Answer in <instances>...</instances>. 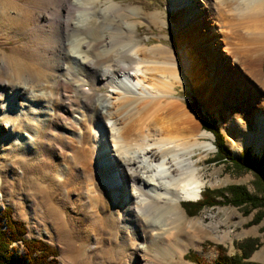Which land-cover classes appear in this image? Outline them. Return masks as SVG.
<instances>
[{"label": "bare ground", "instance_id": "1", "mask_svg": "<svg viewBox=\"0 0 264 264\" xmlns=\"http://www.w3.org/2000/svg\"><path fill=\"white\" fill-rule=\"evenodd\" d=\"M186 1L190 0L170 3L177 52L162 45L140 47L137 26L146 20L150 25L162 24L160 14H145L139 20L142 12L126 9L116 0L0 1V30L9 28L7 34L35 44L40 56L30 73H23L20 63L5 76L6 82L0 83V145L8 147L10 157L22 164L25 173L28 167L36 169L46 163V157L57 156V164L48 168L51 174L43 177L55 184L51 191L63 188L67 193L75 183L84 185L81 201L91 215L88 237L121 238L119 245L129 256L118 250L116 260L126 258V264H164L168 257L180 258L197 237L196 222H187L175 205L200 199L205 183L191 161L195 152L201 155L211 150L213 138L200 129L187 101L175 97L176 88L207 93L208 68L215 63L213 43L226 44L239 62L241 56L253 64L264 55V0H212L214 5L209 8L202 0ZM205 6L207 18L215 19L226 32L217 34L204 27L207 19L197 11ZM0 58L6 66V55L0 52ZM78 67L82 69L78 71ZM220 74L213 71L210 83ZM102 88H111L113 96L99 94ZM6 96L11 98L5 102ZM255 104L247 111V125L241 113L244 116L239 115V122L228 119L220 126L235 155L242 146L261 153L264 110L263 103ZM96 120L114 126L106 131L110 155L104 156L103 163L109 166L98 172L109 188L110 207L117 206L115 199H126L118 214L105 204L95 182V165L106 147L102 142L93 145ZM28 157L34 161L29 163ZM35 185L40 186L38 182ZM47 191L41 189L51 200L53 192L48 196ZM45 207L55 226H63L65 214L60 207L52 203ZM185 223L188 225L183 228ZM131 236L137 245L127 241ZM110 249L102 255H109ZM66 258L76 260L77 255L70 252Z\"/></svg>", "mask_w": 264, "mask_h": 264}, {"label": "rangeland", "instance_id": "2", "mask_svg": "<svg viewBox=\"0 0 264 264\" xmlns=\"http://www.w3.org/2000/svg\"><path fill=\"white\" fill-rule=\"evenodd\" d=\"M0 1L7 3L9 0ZM171 1L172 0H116V2H119L121 6L126 9L134 8L142 12L138 16L139 20H142L145 14H160L162 24L154 26L150 25L149 21L146 20L141 21V24L137 26L135 36L136 39L139 40L140 47L146 46L149 48L162 45L163 47L177 52L176 36L174 34V18L171 14L173 8L170 7ZM199 1L200 0H198V2ZM201 2L207 3L206 6L208 8L214 5L212 0H202ZM191 3V0L187 2V4ZM203 3H200V5H203ZM206 6V9L197 11L199 15H204L202 16L204 20L207 19L205 24L208 23V27L207 25L204 27L217 32V34L219 31L226 32V28L224 26L220 27L215 19L207 18L209 15ZM10 10L11 12L14 11L13 9ZM11 17L12 16H8L9 19ZM8 30L9 28L0 30V52L6 55L7 60V65L5 66L1 64L2 59L0 58V83L6 82L5 76L16 69L18 64L22 63V67L24 68L23 73H30L31 68L40 61V56L36 52L35 44L31 42L25 43V38L22 36L7 34L6 32ZM219 44L220 45L213 43L211 45V53L215 56V63L208 68L210 74L206 77L207 82L205 83L207 86L209 85L207 93L203 95L197 88L188 90L177 87L175 97L178 100L187 101V108L192 100L196 101L201 113L205 114L209 120L215 122V128L222 138L223 145L230 152L233 159H238L240 154L244 151H250L253 157L259 159L264 154V144L260 154L255 153L250 146H242L239 148L238 155H235L228 146L225 136L220 131V126L225 125L228 119L239 122L241 118L239 115L241 113L245 114L244 125H247L246 120L250 119L247 111L249 108L251 109V104L254 102L258 103L255 104L257 107L261 105H259V102L263 103L261 110H264V55L259 62L258 59H255L253 64L245 61L241 56L239 62L236 60L237 55L227 50L228 47L226 44L223 42ZM235 60L238 65L234 63ZM256 65L258 72L256 70ZM7 66L8 68H6ZM13 67L14 69H12ZM76 69L79 71L82 68L78 67ZM216 69L221 72L219 79H217L218 82L215 80L210 83L209 80L212 79L213 71ZM218 84H220V86L217 87L216 85ZM98 92L99 94L107 95L109 98L113 96V90L111 88H102L99 89ZM10 98L11 96H6L4 101H9ZM15 101L17 102L16 104L20 103L19 99H15ZM255 105L253 108L254 112L257 110ZM38 106L39 104L36 105V108ZM75 116L78 117L79 115L76 114ZM196 116L199 121V126L201 127L200 119L197 114ZM95 122L96 128L92 129L93 145L95 146L96 143L102 142L106 146L101 150L95 165V182L98 190L103 194L105 204L118 214L121 210L120 206L126 203V199L120 202L115 199L114 202H118L117 206L110 207L111 200L108 196L109 188L105 186L104 182L106 181H102L101 174L98 172V170L101 169L100 167L105 166V168H108L109 166L103 163L105 160L104 156L108 157L110 155L106 131L108 130V132H110V128L113 125L111 122L105 120H96ZM200 129L202 130V127ZM249 132H253L251 128H249ZM210 135L213 138L211 150L201 155L195 152L191 162L196 165L198 178L205 183L202 193L206 190L210 192L219 191L221 192V197L213 200V196L209 194L207 201L210 202L212 200L211 202L214 203V205L198 206L196 209H187L188 207H184L183 204L186 201L179 202L175 205L187 222H196L198 225V228L196 227L197 237L194 238V244L185 250L180 258L168 257L164 264H173V262H180V264H196L185 259L187 254H193V258L199 259L202 264H214L220 250H222L226 258H239L242 255V250H244V252L248 254V262L253 264H264V208L254 209L248 204L245 207L234 206L230 202L232 198L230 192L227 191L230 187H242L251 197H254L253 175L252 173H237L232 171L226 163L215 161L213 159L216 154L215 137L211 133ZM261 136L264 137V130ZM233 137L235 138L234 135ZM235 144L237 147V142ZM55 147L56 146H54V148ZM8 151L9 149L6 145H0V214L5 208H8L11 220L20 223L25 228V239L41 240L56 249L58 253L56 258L57 264H119L120 261V264L127 263V260H125L126 258L124 260H116L119 254L118 250L124 252L125 256H129V251L123 250L124 248H121L119 245L121 238L116 241L109 239L106 235H91L88 237L90 234L89 218H91V215L87 211L84 202L81 201V199L85 197L84 185L75 183L72 186V190L67 193L63 188L56 190L52 189L51 191V186L55 184L49 183L43 177L46 173L51 174L49 170L57 164L56 161H59L57 156L46 157V163L39 164L36 169L28 167V173H25L23 172L25 168H23L22 164L19 161L14 162L12 160L13 158L10 157L11 153ZM20 156H23V154L20 153ZM26 160L31 163L34 161V158L28 157ZM115 170L119 174L120 171L117 167ZM32 177H35V180H32L34 179ZM106 177L109 180H113L114 178L113 175L111 176L110 174L106 175ZM37 182L40 186L35 188ZM39 187L45 189V191L48 190L46 193L48 196L50 193L52 195L53 192L51 200H49L50 198H45V194L41 193ZM54 188H56V186H54ZM117 196L119 195H116L115 198H117ZM122 197L123 194L120 195V198ZM199 200H201V196ZM45 203H52L57 208L60 207V212L65 214V228L64 225L57 228V226H55L57 225L56 222L50 220L46 213ZM4 222L5 220L3 219L2 230L5 231L6 227ZM187 225L188 223H185L183 228ZM113 228L115 232H117V226ZM147 230L148 229L144 231L148 233ZM117 233L121 235V230L120 233ZM126 239L127 241L131 240L135 245L138 243L132 236ZM109 247H112V249H110L111 251L108 253L109 255L103 256V251L107 250ZM10 252L16 257L24 256V246L22 242L11 243ZM70 252L77 255L76 260H68L66 258L67 254ZM48 260H51V258Z\"/></svg>", "mask_w": 264, "mask_h": 264}, {"label": "trees", "instance_id": "3", "mask_svg": "<svg viewBox=\"0 0 264 264\" xmlns=\"http://www.w3.org/2000/svg\"><path fill=\"white\" fill-rule=\"evenodd\" d=\"M264 70V63H263ZM188 108L195 112L199 119L202 130L210 132L215 137L216 154L215 161L226 163L232 171L237 173H252L253 187L255 196L251 197L242 187H230L227 191L230 192V202L234 206L251 205L254 209L264 208V154L259 159L253 157L250 151H244L240 154L238 159H233L230 152L224 147L222 138L215 128V122L201 113L195 100L188 104ZM211 194L212 199L221 197V192H210L208 190L201 193V200L193 202H184V207L195 208L205 205L212 206L214 203L208 202V195ZM207 202V203H206ZM6 230H2V221ZM25 228L17 222L11 220L10 211L5 208L0 214V264H57V250L44 243L41 240H27L24 238ZM14 242H22L24 246V256L16 257L10 252V245ZM193 254H187L185 259L190 260L196 264H202L199 259H194ZM51 258V260H48ZM248 254L242 250V255L238 257L226 258L222 250H220L218 257L214 264H253L248 262Z\"/></svg>", "mask_w": 264, "mask_h": 264}]
</instances>
